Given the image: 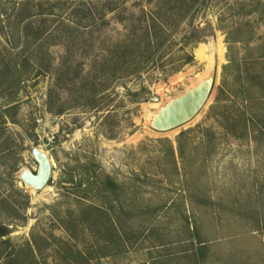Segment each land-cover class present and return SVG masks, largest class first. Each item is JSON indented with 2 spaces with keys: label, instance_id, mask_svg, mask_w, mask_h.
<instances>
[{
  "label": "rangeland",
  "instance_id": "374dc122",
  "mask_svg": "<svg viewBox=\"0 0 264 264\" xmlns=\"http://www.w3.org/2000/svg\"><path fill=\"white\" fill-rule=\"evenodd\" d=\"M209 74L191 119L149 125ZM251 75L264 0H0V264H264V123L221 121ZM33 145L51 161L34 191L16 175Z\"/></svg>",
  "mask_w": 264,
  "mask_h": 264
},
{
  "label": "water",
  "instance_id": "95a60500",
  "mask_svg": "<svg viewBox=\"0 0 264 264\" xmlns=\"http://www.w3.org/2000/svg\"><path fill=\"white\" fill-rule=\"evenodd\" d=\"M213 85L212 75H207L192 87L185 89L181 94L167 99L164 105L152 115L149 125L158 131L172 129L185 123L203 106ZM30 154L37 162V170L33 172L23 165L17 172V177L28 190L43 188L51 174V161L47 153L33 145Z\"/></svg>",
  "mask_w": 264,
  "mask_h": 264
},
{
  "label": "trees",
  "instance_id": "16d2710c",
  "mask_svg": "<svg viewBox=\"0 0 264 264\" xmlns=\"http://www.w3.org/2000/svg\"><path fill=\"white\" fill-rule=\"evenodd\" d=\"M193 60V57L191 54H186V58L180 63V65L172 68L171 70H169V73L175 72L177 71L180 66L184 63L190 62ZM248 78L245 81L240 82V85L243 86L242 90L245 91L243 96V100H245L247 102L246 106L244 105V109L240 110L239 107H237V111H232L229 110V106L231 105V102L229 100L228 104H225L222 108L221 111V121L223 123L224 128H230L229 130L231 131H239L242 134H248L247 131L250 127V122H253L254 124L257 122H262L264 123V101H262L261 98L256 97L254 95H251L249 93V90H252L253 88H263L264 87V75H251L253 79H251L249 76H247ZM233 88V87H232ZM232 92V89L230 90ZM253 91V90H252ZM231 95V99H232V105L234 104V102L236 101V97H237V91H235L234 93H230ZM237 94V95H236ZM249 102V103H248ZM240 121L241 124L238 122ZM239 123L240 129H234V125L236 123ZM228 130V129H227ZM237 131V132H238ZM237 134V133H235ZM110 136H112V134H110ZM101 184L103 185L102 187L104 189H109V190H115L118 186V184L109 176V175H105L104 179L101 181ZM9 232L8 227H6L4 224H0V236H3L5 234H7ZM2 240H6V239H2ZM2 241V242H4ZM12 259V258H11ZM8 264V263H5Z\"/></svg>",
  "mask_w": 264,
  "mask_h": 264
},
{
  "label": "bare ground",
  "instance_id": "6f19581e",
  "mask_svg": "<svg viewBox=\"0 0 264 264\" xmlns=\"http://www.w3.org/2000/svg\"><path fill=\"white\" fill-rule=\"evenodd\" d=\"M206 56V55H205ZM197 57H199V58H204V54H203V51L201 50V49H198V51H197ZM210 60V59H209ZM209 63L211 64V61H209ZM211 66V65H210ZM209 67V66H208ZM206 76H203V77H201V78H199L198 80H196L194 83H191L190 85H188L187 87H186V89L187 88H189V87H192L193 85H195L198 81H200V80H202V79H204ZM165 103V102H164ZM164 103H154V104H152L153 106H155V109H154V111H152L150 114L148 113V123L151 121V119H152V115L156 112V110L157 109H159V108H161L163 105H164ZM30 153V152H29ZM30 156L33 158V156L30 154ZM33 160L35 161V159L33 158ZM36 162V161H35ZM36 164H37V162H36ZM37 166H38V164H37ZM37 170V169H36ZM35 170V171H36ZM35 171H33V172H35ZM45 187V186H44ZM43 187V188H44ZM42 189V188H41ZM34 190H36V189H32V191H34Z\"/></svg>",
  "mask_w": 264,
  "mask_h": 264
}]
</instances>
